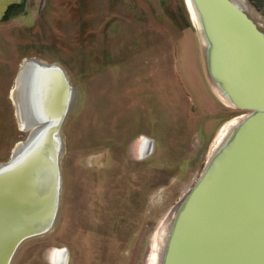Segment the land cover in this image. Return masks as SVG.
Masks as SVG:
<instances>
[{
  "label": "rangeland",
  "instance_id": "374dc122",
  "mask_svg": "<svg viewBox=\"0 0 264 264\" xmlns=\"http://www.w3.org/2000/svg\"><path fill=\"white\" fill-rule=\"evenodd\" d=\"M47 1L0 24V166L36 128L11 96L25 63L59 65L72 86L56 220L11 264H60V249L61 264H160L168 217L245 113L206 77L189 0H83L81 16ZM232 1L264 34V0ZM143 136L153 153L140 159Z\"/></svg>",
  "mask_w": 264,
  "mask_h": 264
},
{
  "label": "water",
  "instance_id": "95a60500",
  "mask_svg": "<svg viewBox=\"0 0 264 264\" xmlns=\"http://www.w3.org/2000/svg\"><path fill=\"white\" fill-rule=\"evenodd\" d=\"M14 1L18 0H0V16L5 5ZM189 2L209 81L225 104L245 114L229 128L194 186L173 210L160 264H264V34L232 0ZM28 62V79L23 86L28 111L29 95L42 74L56 77L60 106L53 118L34 117L36 128L11 160L0 166V177L17 173L20 165H25L23 169L28 173L29 163L37 169V158L41 157L37 148L47 133L48 206L42 214L37 209L36 216H41L37 225L27 224L13 237L1 254L0 264H11L24 241L52 229L60 201V132L72 86L59 65ZM39 185L37 181V196H43ZM248 249L253 250L245 256Z\"/></svg>",
  "mask_w": 264,
  "mask_h": 264
},
{
  "label": "bare ground",
  "instance_id": "6f19581e",
  "mask_svg": "<svg viewBox=\"0 0 264 264\" xmlns=\"http://www.w3.org/2000/svg\"><path fill=\"white\" fill-rule=\"evenodd\" d=\"M193 17L195 19L194 13ZM29 65V62H27L22 67L16 79V87L12 90L11 95L15 105L18 106L17 108L19 109L18 119L22 129L28 125L29 127H36V123L33 121L34 117H55L61 100L56 77L52 74H42L33 86L34 91L32 90L29 95L31 112L28 111V113H30L32 118L28 120V108L24 105L25 95L23 93V86L25 80L28 79L27 67ZM45 136L46 137H43L37 148L38 154H41V157L37 158L40 160V162L37 163L39 165L37 169L31 167L29 163V172L27 173V169H25V171L23 169L25 166L23 164L24 166H18L17 169L19 171H17V173L13 174L9 172L0 177V234H3V230L6 229L8 225L5 233L0 236V260L2 258L1 254L13 237L26 229V227L23 228L25 225L29 224V227H31L32 225H37L38 222L41 221V216H36L37 209L42 214L48 206V192H45V189L50 178V171L48 166H46V164H48L47 155L50 150V143L47 138V133ZM10 173H12V176ZM37 181L40 183L38 188L41 187L43 189V196H37L40 194L39 190L35 189ZM64 254L67 260L65 250H58L57 260L60 264L64 259Z\"/></svg>",
  "mask_w": 264,
  "mask_h": 264
},
{
  "label": "flooded vegetation",
  "instance_id": "af4514ba",
  "mask_svg": "<svg viewBox=\"0 0 264 264\" xmlns=\"http://www.w3.org/2000/svg\"><path fill=\"white\" fill-rule=\"evenodd\" d=\"M46 1L47 0H18V1H14V2H9V3H7L6 5H5V7H4V10H3V12H2V15L0 16V24H2V23H7V21H8V19H9V17L11 16L10 14H12V13H15L16 14V12L18 11V10H22L21 8L23 7V5H24V3H31L32 4V6L33 7H36V11H38L37 13H40V14H43V13H45V11L43 12V10H44V8H45V5H46ZM55 1V0H54ZM53 1V2H54ZM82 1L83 0H73V1H71V0H59V5L60 4H63L64 6H66V5H68L69 6V8L71 9L72 7H74V10H76V14L77 15H79V16H81L82 15V12H81V9L82 8H84V4H85V2H84V4H82ZM108 1H110V0H108ZM47 2H50L51 3V1L50 0H48ZM1 3V2H0ZM36 3H37V5H36ZM110 4H111V1H110ZM86 7V6H85ZM191 7V6H190ZM192 9V8H191ZM108 10H110V8H108ZM192 11V10H191ZM48 12V11H47ZM84 12V11H83ZM192 15H193V11H192ZM44 16V15H43ZM194 18V17H193ZM43 20L41 21L42 22V25H44V24H46V21H45V19H44V17L42 18ZM74 19V18H73ZM194 21H195V19H194ZM195 24H196V22H195ZM82 26H81V28H80V30H82ZM199 38V37H198ZM200 40V39H199ZM36 61V60H35ZM61 67V66H60ZM62 68V67H61ZM63 69V68H62ZM65 72V71H64ZM206 72V71H205ZM206 74V73H205ZM207 77V76H206ZM218 107H219V109H222V108H220V104H218ZM237 111H239V110H237ZM243 112V111H242ZM245 113V112H244ZM141 136V135H140ZM139 141H141L140 143H139V145H140V149H139V154H140V159H143V158H145V156H147V155H150L151 153H153V142H152V140L150 139V138H148V137H145V136H143V138H142V140H139ZM206 165V164H205ZM205 167V166H204ZM204 169V168H203ZM203 171V170H202ZM202 173V172H201ZM200 173V174H201ZM199 178V177H198ZM197 181V180H196ZM196 181H195V183H196ZM194 183V184H195ZM194 184L192 185V187L194 186ZM141 187V186H140ZM142 188H143V186H142ZM139 200L141 199V197H139L138 198ZM171 216V215H170ZM170 216L168 217V222L165 224V228L163 229L164 230V237H165V234H166V231H167V229H166V226L168 225V223H169V218H170ZM65 251H66V254H67V250L65 249ZM66 258V257H65ZM67 261V260H66ZM67 263V262H66Z\"/></svg>",
  "mask_w": 264,
  "mask_h": 264
},
{
  "label": "trees",
  "instance_id": "16d2710c",
  "mask_svg": "<svg viewBox=\"0 0 264 264\" xmlns=\"http://www.w3.org/2000/svg\"><path fill=\"white\" fill-rule=\"evenodd\" d=\"M249 1H251L253 4H255L257 6V4L254 2V0H249Z\"/></svg>",
  "mask_w": 264,
  "mask_h": 264
}]
</instances>
